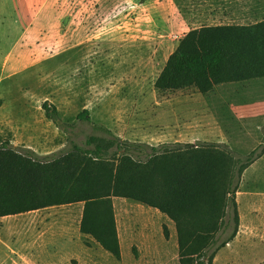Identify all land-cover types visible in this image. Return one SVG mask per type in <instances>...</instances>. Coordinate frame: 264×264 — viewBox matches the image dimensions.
Returning a JSON list of instances; mask_svg holds the SVG:
<instances>
[{"label":"rangeland","instance_id":"1","mask_svg":"<svg viewBox=\"0 0 264 264\" xmlns=\"http://www.w3.org/2000/svg\"><path fill=\"white\" fill-rule=\"evenodd\" d=\"M238 1L0 0V143L41 156L65 149L68 137L47 119L48 103L65 123L76 124L71 139L80 147L89 136L116 138L137 160L146 161L152 148L164 145L152 141L156 127L143 111L155 102V83L169 57L192 30L242 26L239 19H223L239 10ZM245 1L252 8L261 1L264 7V0ZM183 92L165 97L170 108L166 134L181 144H189L186 137L195 134L207 137L201 143L224 145L237 160L251 161L238 182L239 232L220 249L235 227L229 212L215 238L213 264H264V115L259 114L264 106L240 113L230 105V93L207 99ZM84 110L90 122L78 121ZM162 220L165 216L148 233L159 245L166 238L173 253L169 260L177 263L176 225ZM169 228L176 233L173 240ZM24 240L21 218H0V264H27ZM102 254L99 264H110ZM112 257L121 264L156 260L142 258L136 246H125L121 260Z\"/></svg>","mask_w":264,"mask_h":264},{"label":"trees","instance_id":"2","mask_svg":"<svg viewBox=\"0 0 264 264\" xmlns=\"http://www.w3.org/2000/svg\"><path fill=\"white\" fill-rule=\"evenodd\" d=\"M254 79H264V21L190 31L169 57L155 90L160 95L197 91L209 99L218 85ZM44 110L69 144L41 156L0 143V218L84 203L82 233L118 260L113 198L155 208L172 220L180 264L214 263L215 238L229 212L235 227L220 249L236 238L238 182L250 158L241 162L224 145L176 143L152 148L149 159L140 161L116 138L93 135L80 147L71 139L76 124L65 123L55 106L46 103ZM89 117L84 110L77 119L90 122Z\"/></svg>","mask_w":264,"mask_h":264},{"label":"crops","instance_id":"3","mask_svg":"<svg viewBox=\"0 0 264 264\" xmlns=\"http://www.w3.org/2000/svg\"><path fill=\"white\" fill-rule=\"evenodd\" d=\"M244 1H238L239 10L236 11L238 15L235 14V11L230 10V15L223 19L228 20V23H235V19H239L244 21L242 26H246L248 22H254V25L263 22L264 7L261 1L260 5L254 6V8ZM211 17L214 21L218 19L217 15ZM217 91L218 93H230L229 99L233 101L230 105L235 108L236 112L248 113L264 106V79L221 84L217 86ZM185 93L200 94L197 91H186ZM167 95H160L156 91L154 104L150 110L143 111V113L151 114L152 123L156 127L157 132L151 139L157 144H165L172 140H176L175 144L182 143L175 135H167L166 132L169 128L163 127L168 121L166 119H168L170 111L169 100L165 98ZM259 114L264 115V113ZM205 138L195 134L186 137V141L189 144H198L204 142ZM113 208L122 258H124L125 246L129 249L136 246L142 258L156 259L145 264L180 263V261L173 263L169 260L173 253L170 251L166 238L163 237L166 244L159 245V240L152 238L148 233L153 228L154 222L158 219L161 220L164 216L165 220H162V223L168 227H170V223L174 224L166 215L155 208L123 198H113ZM84 210L85 204L78 203L14 216L21 218V229L25 239L24 248L28 253L23 256L25 262L27 264H99L96 258L99 253L103 252L102 255L109 260L110 264L111 262L121 264L114 262L113 255L98 244L92 236L82 233ZM169 229L170 238L173 240L176 233L173 231L174 228ZM13 259L19 260L16 255L13 256ZM142 262L144 264V261Z\"/></svg>","mask_w":264,"mask_h":264}]
</instances>
